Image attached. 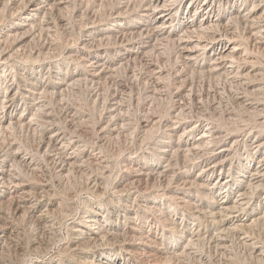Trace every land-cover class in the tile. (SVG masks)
<instances>
[{"label": "bare ground", "instance_id": "6f19581e", "mask_svg": "<svg viewBox=\"0 0 264 264\" xmlns=\"http://www.w3.org/2000/svg\"><path fill=\"white\" fill-rule=\"evenodd\" d=\"M184 1L118 0L106 19L77 13L79 39L58 50L48 16L55 14L66 30L60 13L67 0H0V16L7 14L0 18V132L37 139L34 148L14 139L0 146V264L9 261V241L21 264L50 246L33 239L27 249L19 245L24 226L55 237L70 216L49 170L57 186L76 175L82 190L107 199L99 209L87 204L80 211L57 258L30 264H214L199 250L205 240L225 255L220 264H237L228 251L233 242L245 250L241 264H264V245L251 233L264 227V0ZM112 50L117 58H109ZM135 63L146 67L150 97L161 99L167 86L174 102L166 117L142 116L140 155L141 147L113 160L106 147L127 135L131 122L119 92L101 99L96 88ZM197 79L213 82L212 93H197ZM84 85L100 104L96 122L62 100ZM54 98L63 124L50 112ZM117 167L120 180L109 187ZM133 193L143 203L130 201ZM144 210L147 226L137 223ZM155 227L172 241L150 239L147 230Z\"/></svg>", "mask_w": 264, "mask_h": 264}, {"label": "rangeland", "instance_id": "374dc122", "mask_svg": "<svg viewBox=\"0 0 264 264\" xmlns=\"http://www.w3.org/2000/svg\"><path fill=\"white\" fill-rule=\"evenodd\" d=\"M81 1L80 0H67V2L69 3L68 9L64 10V11H62L60 13V15L64 16L66 21H67L66 30H63V29H61L60 27H58L56 25V21L55 20H57V17L55 16V14H53V15L50 14L48 16V20L55 26V32L57 34L56 35L57 39L59 38L58 40L61 42L60 45H59L60 47H58V50H60L61 47L65 46V44H67L69 42L71 43V42L77 41L79 39V37H80V23H79V21H77L78 19L76 20L74 15H76L78 13L80 15V17H82V18L84 17L85 18L86 15H88L90 12H95L99 19H106V17L109 15L111 9L114 8V6L116 5L118 0H103V1L101 0L99 2H93L92 0H90V1L89 0L88 1L84 0V2L83 1L81 2ZM186 2H187V0L184 1V5H185ZM75 5H78V6H75ZM72 6L75 9V11L73 10ZM0 18L6 19L7 18V14L4 13V16H0ZM69 20H70V23L68 22ZM67 37H69V38H67ZM62 43H65V44H62ZM37 44H39V41L36 42V45ZM165 53H168V54H165ZM172 57H174V54L172 52H170L168 50H166L164 52V58L165 59L169 58L172 61ZM109 58L110 59L117 58L116 53L113 50L110 52V57ZM23 65H22L23 67H26V69L29 70L28 69L29 67L27 65L26 66H25V64H23ZM46 69L47 68L42 69V71L40 73V77H43L45 75ZM61 70L63 71L64 69L62 68ZM114 74L111 76V79L108 78L106 80L101 81L99 87L97 86V88H96V90L100 89V92L102 91L101 94H100L101 99L103 97H105V96H109L110 94H114V93L117 94L119 92L120 94L118 93V95H120L121 97L123 96V98H124V99L123 98L122 99H123V102H124V105H125V109H126V112H127L126 113L127 118L129 119V124L131 122V124L129 125L131 127L128 126V128H127V132H126L127 135L120 136V138H118L119 140L117 139V141L116 140H114L113 142L111 141L112 143L108 144V146L106 147V154L110 153V154H107V155L109 157L111 156L110 157L111 159L114 158L113 160L117 159V157H119L121 154H123L124 151L126 152V153L125 152L124 153L127 154L129 149L131 150V152L133 151V152L136 153L139 147H141L142 149L139 150V154H137L138 153L137 152L136 155H140L143 152V149H144L143 148L144 147L143 146L144 143L141 144V145H138L139 144L138 143V138H140V135L138 133L139 132L138 129L140 128L139 125L141 123L142 116L150 115V116L166 117L167 114H168L167 112H169L171 110V108L173 106L172 103L174 102L173 99L169 97V92H171L173 90V88H170V87H167V86L165 88H163L164 89L163 91L165 93L164 95L165 96L167 95L166 97L162 96L161 99L160 98L156 99V98H151L150 97V95H151L150 93L152 92L151 90L153 89V85L151 83V80L148 79L149 77H148V73L146 71V67H144L142 63H135V64H132V65H130L128 67H124L123 66L122 68L118 69ZM197 80H198V82H197ZM197 80H195V82H194L195 83V87H196L194 90L197 93L200 92V90L202 89L200 93L204 94V92H205V94H206L208 89L214 88V83L211 82V81H208L207 79H205V80L202 79L201 83H200V79H197ZM209 82H210V84H209ZM91 89H94V88H91ZM91 89H89L85 85L84 86H80L77 90H75L73 92H70V93L69 92L66 93L63 96L62 100L65 103L73 106L76 109L78 117L79 116H86L87 119L90 122H96L95 120L97 119L99 111H100V108H99L100 104L98 106L97 104H95L93 102L92 92L94 90L92 91ZM213 90L214 89L209 90L207 93L210 94V93H212ZM100 92L98 90V93H100ZM211 99L212 98L210 96L208 98L207 97L203 98V100H204L206 105H209L211 103V101H212ZM59 102L60 101H59L58 98L52 99L50 101V103H49V108H50V112L52 111L51 114H52L53 118L56 121H58V122L63 124V123H65V119L63 117L61 102L60 103ZM187 121L190 122V120H187ZM188 124H190V123H188ZM24 133H26V135ZM129 135H130V137H128ZM195 135H196V133H194L193 136L195 137ZM13 139L16 140V141H20L21 143L25 144L26 146H28L30 148H32V147L34 148V146L37 143V139L34 138L33 136H31L30 133H27L25 131L21 132L19 130H14L11 133L0 132V146L3 143H5L7 141H10V140H13ZM22 140L23 141L25 140V141L23 142ZM132 140L134 142H132ZM135 144H137V145H135ZM123 146H124L125 149L123 148ZM111 147H113V148H111ZM114 148L116 150H114ZM126 149H127V151H126ZM110 150H112V152ZM115 152H116V154H115ZM117 154H119V155H117ZM47 175H48V178L52 177V181L56 185L57 196L59 197V200L62 202L61 203V209L64 211V213L66 212L65 214L68 213V215H70L69 216L70 218L68 217L65 220L64 224L61 225V227H59V230H58V234L59 235L57 234L56 235L57 237L56 236L55 237H48L46 234L41 233V231L38 230L37 228H35L34 226H33V228H35V229H33L31 227L29 228V226H24V228H25L24 230L25 231L29 230V231L28 232L26 231V234L24 232L21 236H19L17 238L18 241L17 240L16 241H17V243L19 245H22V246H24V248L27 249L31 245V242H33V240H36V241H39V242H49L50 246L45 251L46 253L45 252L41 253L42 255H39V254L38 255L37 254L34 255V253H31L32 254L31 255L29 253V255L27 256L28 258L26 257L24 263H22V264H30V263H32L34 261L45 262L46 263L52 258H57V252H58L57 249H60L62 247V245L67 241V238H68V227L76 226L79 223V221H78L79 220V216H81V212L80 211H82V209L87 204L91 205V207H93V208H98L99 209V207L101 208V206H103V204L106 202V199H107V197H104L101 200H99L97 198L95 199V197H93L92 195L87 193L85 190H82L83 184H82V180H80L81 178L79 176L77 177L76 175H74V176L71 175L65 181H64V179L62 181H60L59 185L57 186V184H56L57 180L55 178H53L52 172L50 170L47 173ZM119 176H121V171L117 167V168L114 169V173H113V175H112V177H111V179L109 181V187L113 186L115 184V182H117V180L120 178ZM80 181H81V184H80ZM62 184H63V187H62ZM73 185H74V187H73ZM80 186H81V188H80ZM61 188H62V190H61ZM223 189H224V187L221 185L220 190H223ZM80 191H82V192H80ZM192 192H193V194L195 193V191H193V190H192ZM61 193H62V195H61ZM233 196H234V194L232 195V197ZM133 198H134V200H133ZM130 201H135L136 204L139 205V204L143 203L144 198H143L142 195H138V194L135 195V193H133L132 196H131ZM146 213L147 212H145V210L140 212V214L137 216V218H138L137 219V223L138 222H140V223L142 222L141 224H144L143 218H144V221L150 220L151 217H150L149 213L148 214H146ZM156 215L158 216V213ZM179 217H181L180 213H178V218ZM191 222H192L191 219H189V220H187L186 224H190ZM144 225L147 226L148 223H145ZM155 228H154L153 232H151V233L147 230L148 236L150 237V239L152 238L153 240H156V241H172V235L171 234H166V235L161 236L160 235L161 231L157 230V227H155ZM255 228L251 231L252 235L255 237L256 241H259V242L261 241L260 243H262L264 245V227L257 226ZM32 232H33V234H32ZM29 234H30V236H29ZM42 236L44 238H42ZM205 241L206 242H203L202 244H200L199 250L202 251V252L205 251L204 253L206 255H209V257L214 261V264H218V262H219V264L222 263L221 261H224L223 258L225 257V255L220 254V252H218L216 249H213L215 247L211 243L209 244V242H207V240H205ZM233 241H237V240H233ZM51 242H53V245H52ZM15 244L16 243H13L11 241H9L6 244V253L7 254H6L5 259H6V261L9 260L8 262H6V264H16V263L18 264L19 263V262H17L18 259H15V258H18L17 254L13 250L14 249L13 246ZM9 247H10V250L8 251ZM11 250H13V253L11 252ZM228 251H229V253H231V256H233L232 258H234V260L237 262V264H241L243 262H246L245 260H248L247 256L245 255L244 248L242 246H239V244L237 242H233L231 244V246L229 247ZM213 253H214V256H213ZM236 254H237V256H236ZM36 255H37V257H36ZM29 257H30V259H29ZM15 260H17V261H15ZM12 261H13V263H12ZM19 264H21V263H19Z\"/></svg>", "mask_w": 264, "mask_h": 264}]
</instances>
